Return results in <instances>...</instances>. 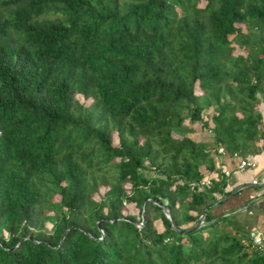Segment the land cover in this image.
<instances>
[{"label":"trees","instance_id":"obj_1","mask_svg":"<svg viewBox=\"0 0 264 264\" xmlns=\"http://www.w3.org/2000/svg\"><path fill=\"white\" fill-rule=\"evenodd\" d=\"M261 105L264 0H0V264H264L210 176Z\"/></svg>","mask_w":264,"mask_h":264},{"label":"crops","instance_id":"obj_2","mask_svg":"<svg viewBox=\"0 0 264 264\" xmlns=\"http://www.w3.org/2000/svg\"><path fill=\"white\" fill-rule=\"evenodd\" d=\"M262 111V136L256 141V149L246 155H230L218 152L215 157L216 170L210 176L222 177L225 182L221 198L231 191V194L218 204L212 205L213 213H223L242 227L245 239H249V229L262 231L264 235V107ZM218 150V149H217ZM246 158L252 165L238 167V160ZM224 170H228L225 174ZM204 176H207L205 174ZM235 187H239L232 192ZM216 199V200H217Z\"/></svg>","mask_w":264,"mask_h":264},{"label":"built area","instance_id":"obj_3","mask_svg":"<svg viewBox=\"0 0 264 264\" xmlns=\"http://www.w3.org/2000/svg\"><path fill=\"white\" fill-rule=\"evenodd\" d=\"M218 152L221 153L223 152L222 148H218ZM233 155H236V153H233ZM253 162L249 161L246 158H240L238 160V167L242 168L246 165H252ZM224 173L227 174L228 170H224ZM210 178L207 176L202 177V179L199 180V186L200 187H208L210 185ZM264 217V216H263ZM248 236L250 239V243L260 252L264 254V235L262 231L256 230V229H249L248 231Z\"/></svg>","mask_w":264,"mask_h":264},{"label":"water","instance_id":"obj_4","mask_svg":"<svg viewBox=\"0 0 264 264\" xmlns=\"http://www.w3.org/2000/svg\"><path fill=\"white\" fill-rule=\"evenodd\" d=\"M238 188H239V187H235V189H233L232 192L236 191ZM230 194H231V191H230L229 193L225 194L224 196H222L221 198H219V199L213 201L211 204H212V205H215V204L220 203L221 201L225 200ZM144 202H145V201H142V203H141V210H142V208H143V204H144ZM162 208H163L164 213L170 218L169 211H168L167 207L163 206ZM206 209H207V207H204V208H203V211L201 212V214H199V216H198L196 222H195L192 226L187 227V228H184V229H182V231L185 232V231L193 230V229L199 227V226L202 224V219H203L204 213L206 212ZM144 219H145V216H144V213H143V211H142V212H141V221H139L137 224H138V225L142 224L143 221H144ZM170 221H171L172 227H173L174 229H177V226H176L174 220H173V219H170Z\"/></svg>","mask_w":264,"mask_h":264},{"label":"rangeland","instance_id":"obj_5","mask_svg":"<svg viewBox=\"0 0 264 264\" xmlns=\"http://www.w3.org/2000/svg\"><path fill=\"white\" fill-rule=\"evenodd\" d=\"M202 1H200L199 2V5H202ZM84 102H86V100L84 101ZM192 127L195 129V132H193V135L195 136V137H199V138H201V128L199 127V125H197V124H192ZM204 132V135H203V137L204 138H206V137H208V135H209V138H208V141L210 142V132H209V130L208 129H203V131H202V133ZM112 142L114 143V144H116L117 143V138H116V135H115V132H112ZM103 188H101V190H102ZM129 209L131 210L132 208L131 207H129ZM46 224H48V223H46Z\"/></svg>","mask_w":264,"mask_h":264}]
</instances>
